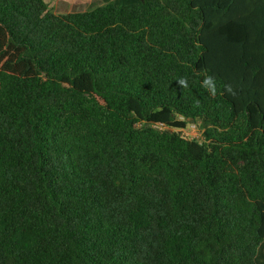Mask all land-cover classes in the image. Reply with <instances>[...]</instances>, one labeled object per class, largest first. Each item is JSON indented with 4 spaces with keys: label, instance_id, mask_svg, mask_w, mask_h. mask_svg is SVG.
Masks as SVG:
<instances>
[{
    "label": "trees",
    "instance_id": "obj_1",
    "mask_svg": "<svg viewBox=\"0 0 264 264\" xmlns=\"http://www.w3.org/2000/svg\"><path fill=\"white\" fill-rule=\"evenodd\" d=\"M0 264H264V0H0Z\"/></svg>",
    "mask_w": 264,
    "mask_h": 264
},
{
    "label": "rangeland",
    "instance_id": "obj_2",
    "mask_svg": "<svg viewBox=\"0 0 264 264\" xmlns=\"http://www.w3.org/2000/svg\"><path fill=\"white\" fill-rule=\"evenodd\" d=\"M51 4L56 14H68L75 12H84L102 6L111 0H45ZM161 127V126H154ZM203 127L200 122L195 120L188 121L187 128L182 130L183 135L191 140L202 142Z\"/></svg>",
    "mask_w": 264,
    "mask_h": 264
},
{
    "label": "clouds",
    "instance_id": "obj_3",
    "mask_svg": "<svg viewBox=\"0 0 264 264\" xmlns=\"http://www.w3.org/2000/svg\"><path fill=\"white\" fill-rule=\"evenodd\" d=\"M177 83L181 86V87H187V81L185 79H180L177 81ZM202 86L205 87L211 95L215 96L217 89H216V82L215 79L212 76H206L202 82ZM225 90L229 93L232 92V87L231 85H226L225 86Z\"/></svg>",
    "mask_w": 264,
    "mask_h": 264
}]
</instances>
